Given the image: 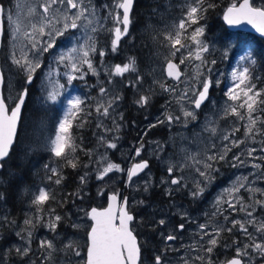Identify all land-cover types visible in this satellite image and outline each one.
Listing matches in <instances>:
<instances>
[{
	"label": "rangeland",
	"instance_id": "374dc122",
	"mask_svg": "<svg viewBox=\"0 0 264 264\" xmlns=\"http://www.w3.org/2000/svg\"><path fill=\"white\" fill-rule=\"evenodd\" d=\"M240 1L231 0V5ZM12 2L6 7L10 10L12 20H6L2 46V66L6 76L4 92L10 106L14 105L22 87L27 84L25 73L13 63V53L17 59L23 55L33 59L29 50L30 43L24 36V32H31L32 25L37 28L41 26L40 4L45 0H12ZM120 2L122 0H85L90 12H93V15L89 17L91 23L83 19L79 20L76 29L69 27L63 30V17L72 15L66 8L61 7L52 13L59 23L54 21L50 27L53 30H63L64 34L56 37V46L44 53L41 58L42 66L34 74L39 76L38 80L31 84L35 85L32 101L33 104H37L38 113L35 115L33 110L36 108L32 107V113L26 114L19 137V146L23 151L22 160L28 159L30 155L36 154L37 156V159L31 162L32 175L35 179L30 182L22 181L23 172L18 173L15 169H6V177L11 178V183L14 185L13 190L18 193L17 197L23 200H21L23 207L19 209L22 213L21 218H14L11 224L17 223L16 235L11 234L14 226L12 229L9 228L8 233L2 234L1 227L4 221H7L9 213L4 207L6 195L3 192L0 194V264H42L46 251L39 246L41 240L52 241L55 248L51 259L44 261V264H85L87 220L84 197L88 195L86 193L88 191H84L83 187L85 188L86 184L92 181L95 193L101 189H108L111 192L120 191L135 199L139 204H147V211L151 210L156 220L160 218L165 221L160 243L163 253L161 250L155 253L156 256H162V264H182L183 258L203 255V252H198L192 247L200 242L198 224L209 223L217 227H231V224L224 220V216H228L229 221L245 219L244 212L239 211L240 204L236 205L238 209L236 212H232L223 202L217 204L221 196L225 200L229 198L226 190L238 180L245 183V188H241L237 194L243 197L245 205H251L254 200H264V192L250 193L247 191L248 187L253 190H264V175H261L264 172V152L260 150L264 148V135L257 134L254 140L246 138V120L241 121L238 117L224 115V109L229 106L237 107L241 114L246 115V109L239 108V105L244 101V92L248 83L255 85L253 91L262 92L257 99L264 100V86L255 83L249 73V81L236 88L239 100L230 101L225 95L228 87L233 83L232 71L235 70L239 75L244 67H248L249 64L254 65V58L248 43L245 40L236 42V38L232 35L226 36V39L222 41L216 33L208 34L206 22L202 21L200 13L198 23L182 32L181 44L194 48L190 35L196 27H203L204 33L199 39L208 47V51L202 54L204 62L185 59L184 64H180V60L187 56V50L181 49L175 56H172L171 52L174 49L170 47L169 42L164 40V37L169 33L175 36L179 20L184 17L190 0H163L152 9L151 17L144 20L141 26L136 28L131 18L129 33L120 39L113 51L114 28L120 26L123 30V25H117L115 21L116 12L122 13V10L116 7ZM252 3L255 6L264 7V0H252ZM14 25L18 29L15 34L13 33ZM91 28H95L96 31L92 32ZM44 31L47 33L49 27H45ZM93 43L96 50L90 51L88 56L92 69H89L87 64H78L81 72L86 74L72 73L78 77V83H81L82 89H79L76 87V79L71 84L67 83L65 73L70 72V68L67 67L69 62L59 63V55L75 47L80 49V54L77 56L79 59L82 52L87 50L88 45ZM176 47L179 48L180 45ZM132 60L135 61L134 71L130 70L123 76L110 74L116 64L123 66ZM168 60H176L183 70V75L178 81L168 78L165 73ZM213 60L215 64L211 63ZM209 78L212 81L209 99L202 103L199 109H196L191 102L196 99L194 92L201 90L203 81ZM161 83L175 91H165L160 87ZM60 85H64V88L61 89ZM101 88L106 89L103 95L100 92ZM185 90H187V97L181 100L180 97ZM51 92L62 93L57 102H51L48 99V94ZM75 96H79L84 103L81 105L82 111L71 121L72 127L78 123L77 120L86 115L89 118L88 122H94L93 128L97 130V143L89 150V160L84 165L86 170L84 169L79 177L80 184L74 194L75 198H71L69 203H66L68 200H58L53 195V191L57 193L58 185L65 177L57 157L52 155L53 157L49 160H38V158L41 157L40 155L46 157L41 153L51 154L50 139L54 138L58 121L66 114L67 101ZM141 96L149 97L147 104L137 103ZM110 100L112 107L109 109L108 116H102L95 111L98 104L107 106ZM257 107L258 109L264 108V105ZM183 110L193 112L196 118L194 120L189 118L185 123L182 116ZM167 114L181 116V121L169 124L165 120ZM253 115L259 116L260 120L264 121V111L258 110ZM84 122L78 125H84ZM72 127L68 133L70 138ZM130 127H132L131 131L128 130ZM256 127L264 131V125L259 122ZM87 128L89 126L85 125V129ZM206 128H214L215 134L206 131ZM234 128H239V131L235 132L231 138L243 141L238 147L232 146L223 139V135L232 132ZM109 143H114L116 147L109 148ZM212 144H215L214 149L211 148ZM225 144H228L231 150L227 152L224 160L214 162L215 170L211 172L210 178H201L188 167L179 168L187 157L201 158V154L222 152ZM141 145L143 146L142 151L137 156L136 149ZM251 148L256 149L255 159L247 156V151ZM234 155H240L244 164L240 165L234 161ZM146 158L151 160V164L129 181L128 170L131 169L133 162L140 163ZM107 163L118 164L123 171H113L104 176L102 180L97 179L99 171L106 167ZM253 163L260 164L261 168L252 167ZM234 164L237 166L234 167ZM46 165L48 168L45 167ZM169 166L174 167V176L183 177L180 185L170 183L172 176L167 172ZM49 168H55L58 176H54L48 170ZM81 177H84L83 181ZM244 177H247L246 182ZM3 178L4 175L0 172V181L7 184V179L3 180ZM16 178L19 180L18 183ZM57 178L60 179L59 184L55 183ZM197 182L203 191L193 196L192 192ZM158 187L163 190L164 196L160 206L156 205L158 201H151L153 199L151 192ZM41 188L49 192L50 199L38 211L32 200ZM59 189L58 193H62ZM184 193L194 204L203 207L198 215L192 213L188 200L183 201ZM171 194H173L172 197H170ZM66 198L69 197L66 195ZM51 199L54 200L53 204ZM17 206H20L19 201L15 207ZM50 210H54V213ZM248 210L250 211L251 208ZM184 214L187 216L186 222L182 221ZM52 215L61 217L55 230L47 227L49 217ZM253 215L258 220L264 219V208L257 205ZM37 216H42L43 219L37 220ZM29 218L35 225L30 229L32 231L30 243L32 251L27 256H21L16 253L15 249L25 247V242L17 233L24 235L22 232V229L26 227L24 221ZM183 223L185 224L184 229L179 230V225ZM248 230L253 232L250 226ZM168 235H174L177 239L169 242L165 239ZM204 239L207 240L208 237ZM234 241L239 242L240 245L249 242L238 228H233L230 233L224 231L220 234L218 245L212 253L214 264L224 263L231 258L229 256L235 253L237 247ZM69 242L75 250L79 251V256L75 255L74 251L65 248ZM263 258L262 254H253L250 264H262ZM147 264H154V258L148 260ZM245 264H249L247 259H245Z\"/></svg>",
	"mask_w": 264,
	"mask_h": 264
},
{
	"label": "snow or ice",
	"instance_id": "6c2138e0",
	"mask_svg": "<svg viewBox=\"0 0 264 264\" xmlns=\"http://www.w3.org/2000/svg\"><path fill=\"white\" fill-rule=\"evenodd\" d=\"M134 0H122L116 7L118 9H122V13L117 11L115 15V21L117 25H123V30L120 26H116L114 28V40L112 41V50L115 51L116 47L119 44V41L122 35L127 34L128 26L130 24V11L132 8ZM61 7L66 8L68 12H71V17L64 16V24L63 30L68 29L69 27L72 29L78 28L77 21L84 20L91 23L89 17L93 15V12H90L89 6L85 3V0H45V2L40 4V8L42 9V24L39 28L35 25H32V31L24 32V36L28 39L30 43V51L32 53L33 59H29L27 55H23L20 59H17L15 53H13V63L17 65L21 71L25 73V81L28 84H31L34 74L37 69H40L42 66V60L44 53H47L50 49H53L56 46V37L62 36L64 34L63 30L55 29L53 30L50 26L53 25V22L59 23V20L52 15ZM73 10H75L73 12ZM205 11L203 7V0H190L189 6L186 10V13L183 18L179 20L178 30L176 31L175 36L171 33L164 37V40L169 42L170 47L174 49L171 52L172 56H175L177 52L181 49L187 50V56L184 59L180 60V64H184L185 59H194L197 61L204 62L203 53L208 51V47L206 44L202 43L200 37L203 36L204 28L196 27L191 35L190 40L194 45V48H189L188 46L181 44V34L182 32L187 31L188 28H191L192 25L198 23L199 14ZM10 10L6 8V6L0 4V15H3L5 20H12V16L9 14ZM224 19L227 21L229 25L239 24L241 20H248L250 23H256L257 28L261 33H264V7H256L250 3V0H243V3L239 8H236L235 5L228 8L227 13L224 16ZM259 21V23H257ZM49 27V31L45 33L44 28ZM18 29L13 26V33ZM92 32H95V28L90 29ZM3 27L0 26V35L3 34ZM45 36L47 37L45 39ZM39 37V39L37 38ZM91 39V37H89ZM180 45L179 48L176 46ZM83 47V46H82ZM95 45L89 44L87 50L82 52V55L79 59L77 56L80 54V49L71 48L67 52L61 53L59 55V63L63 64L66 61L69 62L67 67L70 68V72L65 73L67 75V83L71 84L73 80L78 77L72 73H81L84 75L86 73L81 72V67L79 65L87 64L89 69H92V63L88 59L89 52H94ZM103 55V53H101ZM212 64H215V61H211ZM135 61L132 60L129 63L121 66L120 64H116L111 70V75L115 76H123L125 73L135 70ZM210 71V69H209ZM249 69L248 67H244L242 71L237 72L235 70L232 71L231 76L233 78V83L228 87L225 95L230 101H237L240 97L236 94V88L239 85L245 84L246 81H249ZM181 73L179 72V66L173 63L171 60L167 62V76L172 77L174 79L179 80ZM3 83V74L0 73V84ZM212 84L211 79H205L201 85V90H197L194 92L196 99L191 101L196 109L201 107V104L208 98L209 88ZM160 87L165 91H175V89L168 88L164 84H160ZM60 88L63 89L64 85H60ZM255 89V85L248 83L246 85V91L244 92V101L239 105V108L246 109V115L241 114L237 107L229 106L224 109V115H232L238 117L239 120H246L245 127V136L246 138L255 139L257 134L264 135V131H261L256 127L257 123H261L264 125V121L260 120L259 116H254L253 114L259 111H264V108H259L258 105H264V100H258L257 98L261 96V91H253ZM101 94L106 93V89H100ZM251 93V95L249 94ZM28 95V89L25 87L17 96V103L11 110V114H8V105L5 102V97L0 94V160H3L5 157L9 155V150L13 143V136L16 129V122L19 117L21 107L25 102V98ZM62 95L61 92H51L48 94V99L51 102H57L58 97ZM187 97V90L181 95L180 99L183 100ZM118 99V98H117ZM149 101L148 96H141L137 101L139 104H147ZM84 101L79 97L75 96L72 99L67 101V110L66 114L63 116L61 120L58 121V125L54 132V138L50 139V152L57 158L63 157L65 155L66 148L69 147L70 137L68 135L70 128L72 127L71 121L77 117V115L82 111L81 105ZM112 107V101L108 102L107 106L103 104H98L95 111L102 116L109 115V109ZM182 116L184 118L185 123L188 119H195V115L191 111L183 110ZM165 120L171 124L174 121L180 122L181 116H174L172 114H167L165 116ZM163 123L164 121H160ZM206 131H210L213 135L215 134V129H205ZM107 131V130H106ZM239 131V128H234L232 132L224 134L223 139L228 141L232 146L238 147L239 144L243 143V141L231 138L234 133ZM103 140V137H101ZM109 148H115L116 145L114 143L108 144ZM143 146L136 149V155L139 156L142 151ZM211 148H215V144L211 145ZM230 147L228 144L223 146L222 152H212V154H201V158H197L196 156H189L185 159L183 163L179 165L180 169L184 167H188L193 170L199 177L208 179L210 178V174L214 171V162L222 161L225 159V156L228 151H230ZM264 152V148L260 149ZM72 151H75V148H72ZM256 152L255 148L248 149L247 156L254 157V153ZM103 160V158H101ZM233 160L238 162L240 165L244 164V161L241 160L240 155H234ZM71 167L75 168L76 164L72 161H68ZM237 166L236 164L233 165ZM48 168V166H45ZM148 167V161L144 160L140 163L134 164L131 169L128 170V179L129 181L133 176L137 175L138 172L143 171ZM252 167L261 168L260 164L253 163ZM201 168L203 170H201ZM54 176H58L57 170L55 168L48 169ZM113 171H123L120 168V165L114 163H107L106 167H103L99 171V175L97 179H103L108 173ZM174 167L169 166L167 168V172L172 179L170 183L172 185H180L182 182V176H174L173 175ZM264 175V172L261 173ZM51 179V177H49ZM84 177H81L83 181ZM244 181H247V177L243 178ZM56 184L60 183V179L57 178L55 180ZM241 188H245V183L237 181L231 188L226 191L229 194L228 199H224L221 196L220 199L217 200V204L219 205L221 202L227 204L228 208L232 210V212L238 211L236 205L240 204L239 211L244 212L245 219L236 220L233 219L229 221L228 216H224V220L231 224V227H217L213 226L209 223L198 224L197 227L200 232V242L199 244H194L192 247L198 252H203V255H197L192 258H183L182 264H214L212 253L216 246L218 245V237L224 231L232 232L233 228H238V230L247 237L248 243H244L242 245L237 243V247L235 249V256L225 262V264H245V259L250 264L253 254H262L264 255V219L258 220L253 213L256 211V206L259 205L261 208H264V200H254L251 205H245L243 201V197L237 195ZM203 191L202 188L199 187V183L197 182L196 188L193 190L192 195L197 196ZM247 191L250 193L253 191L256 192H264L262 189L253 190L251 187L247 188ZM50 199L49 192L46 189H38V194L35 195L32 200L33 205L37 206V210ZM111 200L116 202L118 200V195L113 194L111 196ZM127 201L125 199L124 204L126 205ZM251 208L249 211L248 209ZM54 213V210H50ZM90 217L94 221V224L91 226V230L89 233V243L87 247V262L86 264H137L140 256V249L136 244V238L133 235L132 231L129 229V222H131L134 217L129 214L126 208H122L120 215H115L113 211V206L110 205L107 209L100 211L96 208H92L90 212ZM215 215V213L213 214ZM6 219V218H5ZM42 216H37V220H42ZM61 220L59 215H52L49 217V222L47 227L55 230L58 222ZM118 221V223H117ZM161 225L165 224V221L161 219L159 221ZM24 225L26 226L22 229L24 235L21 233H17L18 236H21L22 241L25 242V247L16 248L15 251L18 255L27 256L29 252L32 251L30 247L32 231L30 230L34 227V222L32 219H25ZM249 226L253 228V232H249ZM184 229V224L179 225V230ZM211 229V231H209ZM208 237L207 240L204 238ZM165 239L169 242H173L177 239L174 235H168ZM206 245V246H205ZM40 248L46 251V255H44V260H42V264L44 261L50 260L53 251H55L54 245L52 241L41 240ZM65 248L72 250L75 252V255L79 256V251L75 250L74 246L71 242L65 245ZM154 264H162V256L154 257Z\"/></svg>",
	"mask_w": 264,
	"mask_h": 264
},
{
	"label": "trees",
	"instance_id": "16d2710c",
	"mask_svg": "<svg viewBox=\"0 0 264 264\" xmlns=\"http://www.w3.org/2000/svg\"><path fill=\"white\" fill-rule=\"evenodd\" d=\"M0 1L3 2L6 6L8 4L11 5L13 3L12 0H0ZM161 1L163 0H135L132 10L133 16L131 14V18L134 21L136 28L141 26V24L144 23V20H147L149 17H151L150 13L152 9L157 5H159ZM231 3H232L231 0H213V1L203 0V7L205 11L201 13L202 21L206 22V29L208 34L210 33L212 35L216 33L222 41L226 39V36L232 35L234 36V38H236V42L245 40L248 43L254 58L253 60L254 65L249 64L248 66L249 74L252 76V79L254 80L255 83H257L259 86H264V38L257 36L251 32H247L243 30L233 31L226 27V25L223 22L222 15L224 10L229 5H231ZM217 27H218V31H217ZM132 51L134 50L132 49ZM33 87H35V85L34 86L31 85V87L29 88V93L24 105L22 122L19 128L17 140L14 146L12 147L8 157L5 160H3L4 166L3 169L1 170V172L4 175V178L7 179L6 181L7 184L3 181H0V194L3 192L6 195V198L4 197L6 200L4 207L8 209V213H9L8 215L12 216L11 222L15 220L14 218H20L22 216V213L19 211V209L23 207L22 206L23 200L17 197L18 195L17 192L16 193L14 192L13 190L14 185L11 183V178L8 179L6 177L5 174L6 169L7 170L15 169L18 173H20V171L23 172L21 175L22 181L30 182L35 179V176L32 175L31 162L32 160L37 159V156L36 154H34V156L30 155L28 159L26 158L22 160L23 151L19 146L20 130L26 114L32 113V107L36 108L33 110L34 114L36 115L38 113V109H37L38 106L36 103L33 104L32 101L34 100V92H35ZM88 120L89 118L86 115H83L81 119L77 120L78 123L74 124L72 127V131H71L72 136L69 141V147L66 148L65 155L63 157L57 158L60 166L63 168L65 177L62 183L58 185V189L59 188L62 189V190L59 189V191L60 192L62 191V193H58V189H57V193H54L53 191V195L54 198L56 197L58 200L59 199L68 200L66 203H69V200L71 198H75L74 194L80 184L79 177L81 173L84 172V169L86 170V168H84V165L85 162L89 160V150H91L94 147V145L97 143L96 142L97 130L95 131L94 130L95 128H93L94 122L93 121L88 122ZM82 122H84V125L83 124L78 125ZM85 125L86 126L88 125L89 128L85 129ZM128 130L131 131L132 127L128 128ZM73 147L75 148V151H72ZM41 154L43 155L45 154L46 157L40 155L41 157L38 158V160H43V159L49 160L53 157L52 154H50L49 152L41 153ZM68 161H72L73 163H75L76 167L75 168L71 167ZM18 182L19 180L17 179V183ZM90 183H93V181L89 182V184ZM86 185H88V183ZM50 186H52V183L50 184ZM158 188L157 189L154 188L151 192V195L153 199H157V201L158 200L163 201L164 198L162 194L163 190ZM66 189L68 191H66ZM83 189L85 191L86 187L85 188L83 187ZM92 189H93V185L91 184L90 185L91 192L93 191ZM66 195L69 198H66ZM98 198L99 197L96 193H91L90 195L84 197V202L89 204H94V202H96ZM18 201L20 202V206H17L16 208L15 206L18 203ZM50 201L52 202V204L54 203V200L51 199ZM262 264H264V258Z\"/></svg>",
	"mask_w": 264,
	"mask_h": 264
},
{
	"label": "flooded vegetation",
	"instance_id": "af4514ba",
	"mask_svg": "<svg viewBox=\"0 0 264 264\" xmlns=\"http://www.w3.org/2000/svg\"><path fill=\"white\" fill-rule=\"evenodd\" d=\"M5 24H6V20H5ZM4 38H5V34H4ZM4 38H3V42H4ZM38 78H39L38 75H34V78L31 82V84H33V82L35 80H38ZM75 81L77 84V85L75 84L76 87L79 89H82L81 83H78L79 79H76ZM31 84H28V83L25 84L22 87V89L26 87L28 89V93H29V88L31 87ZM22 89H21V91H22ZM210 92H211V89H210ZM146 160H148V165H150L151 160L148 158H146ZM2 169H3V167H2ZM1 170H0V172H1ZM91 184L93 185V183L86 185L85 191H88V192H86L88 195H90L91 193H95L94 185H93V189H92L93 191L91 192V190H90ZM109 193H112V192L108 189H101L100 191L97 190L96 194L99 197L98 200L96 202H94L92 200L94 202V204L86 203V205H85V217L87 220V226H86L87 228H86V233H85V240H86L85 251H86V254H87V247H88V243H89V232H90L91 226L93 225V220L89 216V211L91 208H94V207H97L100 209L106 207L107 203H108ZM113 193H116L119 197L118 198L117 216L120 215L122 205H123L125 198H126V201H127L126 209L129 212V214H131L134 217V219L131 222H129V226H130V229L134 232V235L137 238L138 245L140 248V259H139L138 264H147L148 260H152L154 257H156L155 253L157 252V250H161L160 243L162 240V231L165 228V226L161 225L159 223V220H161L160 218H159V220H156L157 218L151 214V212H152L151 210L148 209V211H150V212L147 211V209H146V208H148L147 204H139L135 199L128 197L127 194L124 195L120 191H116V192L113 191ZM174 193L175 192H173V194ZM173 194H171L170 197H172ZM182 198H183V201L188 200V202L191 204L192 213H195L196 215H198L199 210L203 209L202 206L199 207V205L194 204L193 201L191 199H189V197H187L186 193H184ZM151 201L155 202V201H157V199H151ZM158 202L160 203L161 201L158 200ZM159 203L156 205L160 206L162 204V203H160V204ZM11 217L12 216L8 215L7 221H4V224L1 227L2 228V234L9 232V227L12 224ZM186 217L187 216L185 214L182 215V221L183 222L185 221ZM117 223H118V221H117ZM189 223H191V222H189ZM16 224L11 225V227H10L11 229L13 226L15 227V228L13 227V230H11V234L14 236L16 235L15 234L16 233ZM161 253H163V249L161 250ZM234 255H235V253L233 255H230L229 257H232ZM85 263H86V259H85ZM218 264H222V262H220Z\"/></svg>",
	"mask_w": 264,
	"mask_h": 264
},
{
	"label": "water",
	"instance_id": "95a60500",
	"mask_svg": "<svg viewBox=\"0 0 264 264\" xmlns=\"http://www.w3.org/2000/svg\"><path fill=\"white\" fill-rule=\"evenodd\" d=\"M134 2H135V0H134ZM134 2H133V5H132V8H131V11H130V24H129V26H128V32H127V34L129 33V29H130V25H131V14H132V10H133V6H134ZM242 3H243V0H241L239 3H237V4H233V5H235L236 8H239L240 5H241ZM250 3H252V0H250ZM0 4L4 5L2 2H0ZM252 4H253V3H252ZM233 5H229V6L224 10L223 15H222V19H223V22H224V24L226 25V27L229 28L230 30H243V31L251 32V33H253V34L257 35V36H260V37H263V38H264V33H261V32L259 31V29H258L257 26H256V23H250L248 20H243V19L241 20V22H240L239 24L229 25V24L227 23V21L224 19V16H225V14L227 13L228 8L232 7ZM4 6H5V5H4ZM253 6H255V5L253 4ZM256 7H260V6H256ZM121 10H122V9H121ZM257 23H259V21H257ZM0 26H2L3 29H4L3 34L0 35V73L3 74V83L0 84V94H2V95L5 97V102H6V104L8 105V114L10 115V114H11V110H12V108L15 106V104H16L18 101L16 100L15 103H14V105H13V106H10V104H9V102H8L6 96H5V92H4V86H5V82H6V76H5V73H4L3 66H2V44H3V36H4V32H5V19H4L3 15H0ZM127 34L122 35V37L127 36ZM122 37H121V38H122ZM171 61L179 66V64L177 63L176 60H171ZM167 62H168V61H167ZM179 72L181 73V75H180V78H181L182 75H183V70L181 69L180 66H179ZM165 73H166V75H167V63H166V65H165ZM167 77H168V76H167ZM168 78H172V77H168ZM172 79H174V78H172ZM174 80L178 81L177 79H174ZM27 96H28V95H27ZM209 96H210V88H209L208 98H207L203 103H205V102L208 101ZM26 100H27V97L25 98V102H26ZM25 102H24V104H23L22 107H21V111H20L19 117H18L17 122H16V129H15V133H14V136H13V143H12V146H11V148H10V150H9V153L11 152V149H12V147L14 146L16 140H17V136H18L19 128H20L21 121H22V116H23V111H24V105H25ZM7 157H8V156H7ZM7 157H5L3 160H5ZM3 160H0V170H1L2 167H3ZM143 161H144V160H143ZM146 161H148V160H146ZM136 163H137V162H136ZM136 163H133V165L136 164ZM133 165H132V166H133ZM132 166H131V167H132ZM141 172H142V171L138 172L137 175H139ZM135 176H136V175H135ZM113 194H116V193H113V192H112V193H109V195H108V203H107V206H106V207H104V208H102V209L97 208V207H94V208H96V209H98V210H100V211H103V210L107 209L110 205H112V206H113V211H114L115 215H117V211H118V200H117L116 202H113V201L111 200V196H112ZM118 198H119V197H118ZM125 199H126V198H125ZM122 208H126V205H125L124 203H123V205H122ZM91 209H92V208H91ZM91 209H90V211H89V214H90V212H91ZM126 210H127V209H126ZM89 216H90V215H89ZM90 218H91V217H90ZM93 224H94V221H93ZM129 229H130V226H129ZM90 230H91V229H90ZM130 230H131V229H130ZM131 231H132V230H131ZM89 233H90V232H89ZM132 233H133V235H134V232H133V231H132ZM134 236H135V235H134ZM135 238H136V236H135ZM136 244H137V246L139 247V245H138V241H137V238H136ZM139 249H140V248H139ZM233 257H234V256H233ZM233 257H231V258H233ZM231 258H230V259H231ZM139 259H140V256H139ZM86 262H87V254H86ZM138 262H139V260L137 261V264H138ZM85 264H86V263H85ZM222 264H225V262L222 263Z\"/></svg>",
	"mask_w": 264,
	"mask_h": 264
},
{
	"label": "bare ground",
	"instance_id": "6f19581e",
	"mask_svg": "<svg viewBox=\"0 0 264 264\" xmlns=\"http://www.w3.org/2000/svg\"><path fill=\"white\" fill-rule=\"evenodd\" d=\"M132 16H133V14H132ZM9 244V243H8ZM31 255V254H30Z\"/></svg>",
	"mask_w": 264,
	"mask_h": 264
}]
</instances>
